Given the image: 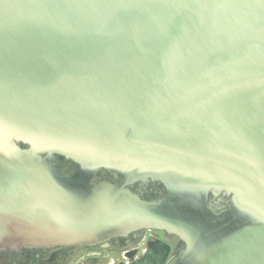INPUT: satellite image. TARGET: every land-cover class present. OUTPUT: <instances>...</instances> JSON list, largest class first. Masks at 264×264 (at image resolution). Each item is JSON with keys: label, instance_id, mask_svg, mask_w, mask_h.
Returning <instances> with one entry per match:
<instances>
[{"label": "water", "instance_id": "1", "mask_svg": "<svg viewBox=\"0 0 264 264\" xmlns=\"http://www.w3.org/2000/svg\"><path fill=\"white\" fill-rule=\"evenodd\" d=\"M142 230L184 246L119 264H264V0H0V249Z\"/></svg>", "mask_w": 264, "mask_h": 264}, {"label": "flooded vegetation", "instance_id": "2", "mask_svg": "<svg viewBox=\"0 0 264 264\" xmlns=\"http://www.w3.org/2000/svg\"><path fill=\"white\" fill-rule=\"evenodd\" d=\"M54 167L61 175H71L78 166L70 160L54 162ZM101 177V172L98 173ZM132 189L143 192V198L151 200L153 194L162 198L165 194V186L160 182L151 181L145 190L141 183H136ZM228 200L230 197L225 196ZM221 196L210 194L209 203L213 204L216 209L228 206V202H220ZM174 240V250H179L184 246V242L178 237L167 235L162 231L142 230L133 233L126 238L111 240L106 245H76L64 247H7L0 249V264H89L95 258H106L115 260L116 264L122 262H131L130 257L126 254L136 252L133 260L141 256L152 240ZM125 254V255H124Z\"/></svg>", "mask_w": 264, "mask_h": 264}, {"label": "built area", "instance_id": "3", "mask_svg": "<svg viewBox=\"0 0 264 264\" xmlns=\"http://www.w3.org/2000/svg\"><path fill=\"white\" fill-rule=\"evenodd\" d=\"M125 255V254H124ZM126 258H127V254H126V256H125ZM121 263V262H120ZM128 263V262H127ZM109 264H116V262H115V260H113V259H110V263ZM119 264V263H118Z\"/></svg>", "mask_w": 264, "mask_h": 264}]
</instances>
